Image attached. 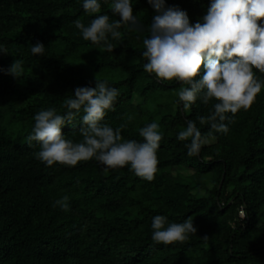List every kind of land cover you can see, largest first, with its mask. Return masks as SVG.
Returning <instances> with one entry per match:
<instances>
[{"label":"trees","instance_id":"16d2710c","mask_svg":"<svg viewBox=\"0 0 264 264\" xmlns=\"http://www.w3.org/2000/svg\"><path fill=\"white\" fill-rule=\"evenodd\" d=\"M111 4L101 0V12L89 15L82 0H0V44L7 49L0 69L21 63L19 79L0 71V264H264V88L235 114L227 134L211 132L197 117H207L215 101L198 99L185 112L175 103L181 85L143 70L142 39L155 14L147 0L132 4L143 31L122 27L113 52L82 39L73 21L87 25L101 14L117 20ZM166 4L194 24L210 0ZM37 42L43 56L30 52ZM96 79L119 90L103 122L126 124L123 139L142 141L141 127L160 124L152 181L127 166L105 171L95 160L45 166L35 157L39 145L26 143L37 112L54 107L63 114L64 100ZM79 119L62 128L66 139L82 140ZM189 119L209 137L194 157L176 138ZM65 195L67 212L52 206ZM157 214L177 223L191 216L196 233L157 244L150 227Z\"/></svg>","mask_w":264,"mask_h":264},{"label":"clouds","instance_id":"9594fccd","mask_svg":"<svg viewBox=\"0 0 264 264\" xmlns=\"http://www.w3.org/2000/svg\"><path fill=\"white\" fill-rule=\"evenodd\" d=\"M147 2L155 14L147 26L148 35L142 39L143 70L154 74L160 82L179 83L175 103L185 112L198 99L205 105L215 101L209 115L197 120L207 123L211 132L227 134L235 114L241 109L248 110L264 88V79H258L253 71L255 68L264 74V0H210L206 14L194 24L190 23L186 11L168 6L166 0ZM132 4L133 0H112L111 12L119 17L117 20L110 21L108 14H101L87 25L79 19L73 24L83 40L113 52L112 41L121 38L122 27L143 31L133 14ZM82 7L89 15L100 13L101 0H82ZM45 49L37 42L31 45L30 52L43 56ZM0 53L7 54L2 44ZM0 71L19 79L21 63L15 60ZM118 95L119 90L107 80L96 79L95 87H77L64 100L63 114L54 107L37 112L32 129L25 137L29 147L33 142L39 145L36 159L45 166L59 163L69 167L95 160L105 171L127 166L135 176L152 181L157 171L156 153L163 139L160 124L153 121L141 127L142 141L123 139L121 132L126 124L113 128L103 122L106 112L113 110ZM77 117H80V142L66 139L62 134V128L74 126ZM176 138L186 141L187 155L194 157L209 137L202 135L196 122L189 119ZM52 206L67 212L69 197L62 196ZM150 227L152 241L164 245L183 242L196 233L191 216L177 223L157 214L152 217Z\"/></svg>","mask_w":264,"mask_h":264},{"label":"rangeland","instance_id":"374dc122","mask_svg":"<svg viewBox=\"0 0 264 264\" xmlns=\"http://www.w3.org/2000/svg\"><path fill=\"white\" fill-rule=\"evenodd\" d=\"M133 103L138 104V103H140V100L137 98H133ZM185 174L188 175V172H185Z\"/></svg>","mask_w":264,"mask_h":264},{"label":"built area","instance_id":"2783aa9c","mask_svg":"<svg viewBox=\"0 0 264 264\" xmlns=\"http://www.w3.org/2000/svg\"><path fill=\"white\" fill-rule=\"evenodd\" d=\"M239 217L241 219H244V213H243V210L242 209H240V211H239Z\"/></svg>","mask_w":264,"mask_h":264}]
</instances>
